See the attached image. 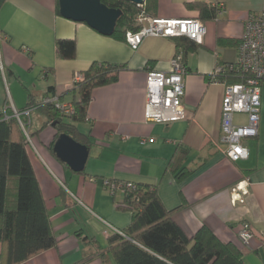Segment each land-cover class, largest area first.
Listing matches in <instances>:
<instances>
[{"label": "crops", "instance_id": "1", "mask_svg": "<svg viewBox=\"0 0 264 264\" xmlns=\"http://www.w3.org/2000/svg\"><path fill=\"white\" fill-rule=\"evenodd\" d=\"M218 1L151 0L152 16L199 20L205 30L199 48L182 62L185 118L171 124L145 120L144 86L147 71H170L177 53L174 38L148 37L133 51L126 42L62 18L57 0H5L0 6V111H20L30 96L39 100L49 88L62 103L72 104L79 100L72 91L75 77L92 63L125 68L116 83L93 91L86 120L76 126L89 138L86 175L72 172L48 151L52 127L30 139L28 156L57 245L21 264H116L107 244L113 232L102 221L122 232L132 215L117 209L125 195L120 188L111 192L108 180L155 187L166 210L184 205L172 220L188 238L205 226L221 242L235 244L247 264H264V83L258 134L244 141L248 158L231 162L219 144L225 88L211 81L217 65L236 62L245 23L264 12V0H225L224 10L215 9L211 20L189 7ZM61 39L75 40L74 60L58 58L55 42ZM44 70L50 71L46 78ZM44 121L40 112H31L28 132ZM238 122L245 116H235ZM180 144L188 149L182 165L192 173L178 183L167 166ZM242 181L247 194L233 204L231 191ZM242 222L254 234L249 246L238 239Z\"/></svg>", "mask_w": 264, "mask_h": 264}, {"label": "trees", "instance_id": "2", "mask_svg": "<svg viewBox=\"0 0 264 264\" xmlns=\"http://www.w3.org/2000/svg\"><path fill=\"white\" fill-rule=\"evenodd\" d=\"M4 1L0 0V6ZM100 1L108 8L122 11L110 36L117 41L125 42L127 32L139 30L135 18L142 10L151 15V0L145 1L143 9L128 0ZM189 7L197 10L202 20L216 17L214 7L204 4H192ZM56 12L59 14L58 0ZM174 40L176 54L181 56L182 62L187 54L195 52L200 46L185 37ZM55 49L61 60L75 59V40H56ZM124 69L120 65L92 63L82 73V81L73 84L72 91L77 93L79 100L72 103L74 114L71 116L62 114L53 104L43 103L46 97L57 96L60 100L52 88L39 100L30 96L26 107L19 112L34 109L43 115L45 121L33 134L28 132V138L32 139L50 126L55 134L47 149L54 157L52 148L61 134L89 147V138L82 135L76 126L86 120L93 91L116 83L119 73ZM219 78L230 85L242 81V76L237 74H226ZM5 113L7 120L0 114V264H21L55 248L57 240L28 156L31 146L18 120L13 117L12 110L7 109ZM20 119L28 129L29 116H20ZM187 154L186 146L178 145L167 166L178 183L192 173L182 165ZM77 174L86 175L85 171ZM108 183L118 185L110 180ZM121 189L125 199L116 207L130 212L132 216L129 225L122 231L123 236L112 234L107 240L109 253L116 264H247L235 244L221 242L205 226L188 238L172 220V215L183 209L184 205L172 211L166 210L155 187L122 184Z\"/></svg>", "mask_w": 264, "mask_h": 264}, {"label": "built area", "instance_id": "3", "mask_svg": "<svg viewBox=\"0 0 264 264\" xmlns=\"http://www.w3.org/2000/svg\"><path fill=\"white\" fill-rule=\"evenodd\" d=\"M145 1L140 8H144ZM214 7L218 12L224 10L225 0H219ZM135 24L139 27L137 32H127L125 42L131 50L138 49L145 38L162 37L178 38L185 37L196 44H200L205 34L204 27L199 20L186 19L175 20L158 18L147 14L142 10L135 18ZM186 68L177 55L172 59L169 72L147 71L145 75L146 102L144 118L148 122L171 124L182 121L185 118L184 98V75ZM226 74H237L242 76V81L235 84H227L219 77ZM43 78L48 72H43ZM82 81V76L77 75L74 80ZM213 83L224 85V96L222 100L220 139L219 144L224 146V154L231 162L244 161L248 158L249 151L244 141L254 138L258 134L259 113L261 109V86L264 83V12L251 15L246 23L241 38L238 57L235 63L217 65L211 75ZM44 104H53L55 109L64 115H73L72 104L62 103L57 96L46 97ZM34 109L23 112L12 110L21 129L28 139L27 125L20 116L28 117ZM6 110L0 111L4 120L8 119ZM245 116V122L235 123V116ZM31 145V144H30ZM111 192L121 189V186L105 182ZM247 182L242 181L232 189V203L243 202L242 196L247 194ZM122 190V189H121ZM80 203V202H79ZM113 234L123 236L122 232L112 228L102 221ZM254 234L247 222H242L238 231V239L244 246H249Z\"/></svg>", "mask_w": 264, "mask_h": 264}, {"label": "water", "instance_id": "4", "mask_svg": "<svg viewBox=\"0 0 264 264\" xmlns=\"http://www.w3.org/2000/svg\"><path fill=\"white\" fill-rule=\"evenodd\" d=\"M139 6L144 0H128ZM59 15L75 23H84L99 34L110 37L122 16L119 9H111L100 0H58ZM52 152L72 172L82 173L89 156V147L79 144L65 134L58 136Z\"/></svg>", "mask_w": 264, "mask_h": 264}, {"label": "rangeland", "instance_id": "5", "mask_svg": "<svg viewBox=\"0 0 264 264\" xmlns=\"http://www.w3.org/2000/svg\"><path fill=\"white\" fill-rule=\"evenodd\" d=\"M36 115H38V114H36ZM36 115L34 114V118H35ZM34 125H35V122H34V124H33V127H34Z\"/></svg>", "mask_w": 264, "mask_h": 264}]
</instances>
